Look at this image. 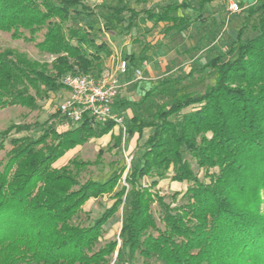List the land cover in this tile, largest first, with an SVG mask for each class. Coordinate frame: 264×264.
Returning a JSON list of instances; mask_svg holds the SVG:
<instances>
[{"label":"trees","instance_id":"16d2710c","mask_svg":"<svg viewBox=\"0 0 264 264\" xmlns=\"http://www.w3.org/2000/svg\"><path fill=\"white\" fill-rule=\"evenodd\" d=\"M213 1L96 8L105 11L107 32L116 24L128 31L141 13L169 32L200 19ZM236 1L248 5L236 36L225 53L199 67L215 72L212 84L194 93L160 80L137 100L117 94L115 107L144 111L131 117L124 137L148 129L127 169L121 158L108 162L113 168L102 179L90 171L105 163L104 150L120 149L112 119L96 121L84 112L62 130L50 119L0 130V264H264V0ZM94 7L84 0H0V33L52 56L41 62L24 50L0 48V108L39 110L40 100L64 88L65 74L104 70L113 49L91 21L82 22ZM121 57L135 67L132 54ZM37 128L36 136L23 133ZM108 133L93 160L74 155L53 165L67 150ZM165 178L184 182V190L160 192ZM106 194L112 203L92 218L85 202ZM120 207L119 232L106 238L104 224Z\"/></svg>","mask_w":264,"mask_h":264},{"label":"rangeland","instance_id":"374dc122","mask_svg":"<svg viewBox=\"0 0 264 264\" xmlns=\"http://www.w3.org/2000/svg\"><path fill=\"white\" fill-rule=\"evenodd\" d=\"M91 6H95V12L87 18L82 20L83 23L91 21L94 26L99 29L103 36L109 41L113 53L110 57L103 60L105 69L115 68L117 58L121 55L132 54L134 57V66L141 69L142 78L135 80L130 74V82L123 85L119 90L118 98L127 100H137L143 92L151 85L160 80H166L167 84H172L173 88L183 91H191L198 93L204 88L212 84L215 78V72L204 69H199L200 65L214 57L217 54L225 53L228 49L230 38L236 36L238 27L244 17L247 15V6L240 5L241 10L237 13H230L228 11L229 0H215L207 4L200 19L191 21L187 27L181 30H172L166 32L165 24L159 22L153 24L151 21L144 19V14H139L135 19V25L128 31L120 32L118 26L111 32H107L105 19L103 14L105 11L101 8H96L99 4H107L113 7H119L123 4L140 9L142 7H150L159 3H167L173 0H148L146 4L138 3L135 0H84ZM191 4L196 5L197 0H189ZM179 14L187 15L194 18L197 15L195 10L180 9ZM249 19V23L252 22ZM127 20H124L122 25H126ZM250 32L249 35H253ZM246 36V34L244 35ZM14 47L26 51L31 57L39 61H50L51 55L38 53L30 44L21 40L12 39L8 33H0V48ZM225 59L232 58V55H225ZM196 67L198 72L196 77L189 75V70ZM120 81H125V78L120 76ZM67 92L65 89H60L55 92H50L49 97L45 100H40V109L28 111V109L21 106H7L0 108V130L5 129L12 123L29 122L37 119L44 121L50 119L57 123L59 130L64 129L66 120L63 118H50L51 114L57 111V104L65 98ZM63 97V98H62ZM166 99V97H164ZM162 98H155V102H160ZM129 116L125 112V122L129 124L132 116L142 114L144 111L140 108L128 107ZM186 108V110H188ZM125 110V109H123ZM40 129H32L27 133L33 136L38 135ZM114 134L122 132L119 129L113 128ZM148 129H144L141 137L136 134L131 137L125 136L120 143V149L115 151L104 150L103 159L105 163L100 166H91L90 171H93L95 178H104L110 173L113 165L108 162L119 161L121 158L126 162V169L128 168V161L126 156L128 154L135 155L137 150L142 146ZM110 140L109 133L102 137L92 138L84 145H77L67 151V160L77 155L82 159L93 160L96 157V152L99 148H106V144ZM66 151V152H67ZM3 151L0 152V156ZM127 154V155H126ZM188 157V156H187ZM66 160V161H67ZM55 163V162H54ZM65 163V162H64ZM63 163V164H64ZM192 163H194L192 161ZM54 165V164H53ZM55 166V165H54ZM56 166H59L57 163ZM61 166V165H60ZM101 167V168H100ZM199 171V175L201 174ZM125 175V174H124ZM123 175V177H124ZM143 182H147V178H143ZM184 183V182H183ZM120 184H124L123 179ZM157 188L160 192H172L174 190H184L185 183L179 184L178 181L173 182L169 178L159 181ZM113 199L108 195H103L100 198H90L84 204V207L90 211L92 218L97 217L101 211L112 203ZM121 226V207L119 210L108 219L104 224L106 229V238L116 237Z\"/></svg>","mask_w":264,"mask_h":264},{"label":"built area","instance_id":"2783aa9c","mask_svg":"<svg viewBox=\"0 0 264 264\" xmlns=\"http://www.w3.org/2000/svg\"><path fill=\"white\" fill-rule=\"evenodd\" d=\"M257 0H253L255 2ZM241 10L236 0L228 1V11L237 13ZM129 61L121 56L117 58L115 68L105 69L99 75L91 73L65 74L61 78L67 95L57 104V111L61 118L66 121L78 122L84 112H87L94 120L112 119L115 122L114 129H119L123 138L125 135L126 123L122 110L114 106V100L123 85H127L131 79L121 82L120 76L126 78L130 73ZM132 78H142L141 69L131 68ZM127 155V154H126ZM126 156L127 163L131 160L132 154Z\"/></svg>","mask_w":264,"mask_h":264},{"label":"crops","instance_id":"0c3cea01","mask_svg":"<svg viewBox=\"0 0 264 264\" xmlns=\"http://www.w3.org/2000/svg\"><path fill=\"white\" fill-rule=\"evenodd\" d=\"M148 7H149V6H148ZM150 7H152V6H150ZM125 112H127V114L130 113L128 109L122 110V115H123V116L125 115ZM128 116H129V114H128ZM124 119H125V116H124ZM65 127H66V126H64V128H65ZM69 151H71V150H69ZM69 151H67L62 157H60L58 160H56L55 163H54V165L56 166L57 163H59V166H60V165H62L64 162H66L67 157H68V156H67V153H68ZM59 166H57V167H59ZM173 182H176V181H173ZM178 183H179V184H184L183 182H178Z\"/></svg>","mask_w":264,"mask_h":264}]
</instances>
